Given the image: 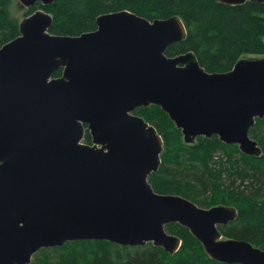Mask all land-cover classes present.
Returning <instances> with one entry per match:
<instances>
[{
    "label": "water",
    "instance_id": "1",
    "mask_svg": "<svg viewBox=\"0 0 264 264\" xmlns=\"http://www.w3.org/2000/svg\"><path fill=\"white\" fill-rule=\"evenodd\" d=\"M52 24L37 9L0 49V264H33L40 250L76 241L152 243L175 255L182 240L166 231L170 224L186 227L213 260L264 264L263 249L223 239L219 226L237 219L235 207L206 209L154 191L148 179L164 141L134 114L158 106L186 144L216 136L261 156L249 134L264 118V56L226 73H208L191 52L170 57L168 47L187 36L177 16L105 14L80 36L54 35ZM86 130L91 145L82 142Z\"/></svg>",
    "mask_w": 264,
    "mask_h": 264
},
{
    "label": "trees",
    "instance_id": "2",
    "mask_svg": "<svg viewBox=\"0 0 264 264\" xmlns=\"http://www.w3.org/2000/svg\"><path fill=\"white\" fill-rule=\"evenodd\" d=\"M11 3L12 0H0V49L20 35L19 24L9 12ZM37 9L52 16L50 33L60 36L93 32L98 17L120 11L149 21L177 16L183 21L187 36L170 45L167 55L191 52L209 73L231 71L243 55H264V4L258 2L228 6L217 0H55L46 6L38 2L26 17ZM62 73L59 69L53 77L59 78ZM135 114L153 125L164 141L161 166L149 177L155 192L181 195L197 202V195H192L197 190L193 184H199L204 193L214 191L210 202L198 204L205 208L224 204L238 211L235 221L220 226L222 235L264 249V118L255 124L262 125L260 136L253 135L262 155L253 157L216 136L199 137L194 144H185L181 131L158 106L140 108ZM83 142H92L88 130ZM228 179L231 182L226 185ZM166 229L182 240L175 255L152 243L125 247L108 241H76L40 250L33 264H225L210 258L186 227L170 224Z\"/></svg>",
    "mask_w": 264,
    "mask_h": 264
},
{
    "label": "rangeland",
    "instance_id": "3",
    "mask_svg": "<svg viewBox=\"0 0 264 264\" xmlns=\"http://www.w3.org/2000/svg\"><path fill=\"white\" fill-rule=\"evenodd\" d=\"M29 9L30 8H28V7H26L20 0H12V3H11V6L9 7V12H10V14H11V16L18 22V24H20V22H22L25 18H26V15H27V13H28V11H29ZM264 55H260V56H258V55H243L242 57H241V59H257V58H261V57H263ZM135 113H137V111L135 112ZM134 113V114H135ZM257 120L258 119H256V122H257ZM262 125H259V124H257V127H256V125H255V130H254V132L253 133H251V135H252V138L253 139H255V137H259L260 135H259V131L261 130V127ZM176 127V126H175ZM176 129H178V128H176ZM179 130V129H178ZM181 131V130H180ZM181 135H182V139H183V142H184V135H183V133L181 132ZM255 137H254V136ZM197 140V139H196ZM195 140V141H196ZM255 140H257V139H255ZM258 141V140H257ZM185 143V142H184ZM195 143V142H194ZM193 143V144H194ZM186 144V143H185ZM189 145V144H188ZM190 145H192V144H190ZM236 146H238V145H236ZM238 148H239V146H238ZM240 149V148H239ZM164 151H165V147H164V150L162 151L163 153H164ZM163 153L161 154V163H162V155H163ZM161 166V165H160ZM186 172V174L188 173L187 171H185ZM184 174V173H183ZM227 177H228V175H225L224 176V178H225V180L227 179ZM230 182H231V180H227V183H226V185H228V184H230ZM194 186H195V188L197 189V190H195V192H192V195H197V202L196 201H192V202H194L195 204H197L199 207H203V205H200V204H198L199 202H205L206 200H209V202L211 201V199H212V195L211 194H214V191H212L211 190V192L210 191H208L207 193H204L203 191H202V188H201V186L199 185V184H193ZM181 196V195H180ZM218 205H220V204H212V206H210V207H214V206H218ZM224 205V204H223ZM203 208H205V207H203ZM206 208H209V207H206ZM168 226V225H167ZM166 226V227H167ZM166 229V228H165ZM166 231H167V229H166ZM223 239H226L224 236H223ZM134 247H137V246H134ZM40 252V251H39ZM36 255V254H35ZM35 255H34V257H35ZM34 257H33V261H32V263L34 262Z\"/></svg>",
    "mask_w": 264,
    "mask_h": 264
},
{
    "label": "bare ground",
    "instance_id": "4",
    "mask_svg": "<svg viewBox=\"0 0 264 264\" xmlns=\"http://www.w3.org/2000/svg\"><path fill=\"white\" fill-rule=\"evenodd\" d=\"M209 73V72H208ZM256 124V123H255ZM255 126V125H254ZM253 126V127H254ZM250 132H251V130H250ZM250 135V134H249ZM250 137H251V135H250ZM220 139V138H219ZM251 139H253L252 137H251ZM253 140H255V139H253ZM255 141H257V140H255ZM258 142V141H257ZM259 143V142H258ZM229 145V144H228ZM236 145V144H235ZM260 146V145H259ZM261 148V147H260ZM163 150H164V148H163ZM242 152V151H241ZM163 153V152H162ZM243 153V152H242ZM244 154V153H243ZM160 168V167H159ZM157 172V171H156ZM154 173V172H153ZM148 181H149V179H148ZM155 191V190H154ZM157 193V192H156ZM159 194V193H158ZM163 195V194H162ZM169 195H174V194H169ZM177 196H180V195H177ZM203 208V207H202ZM206 209H209V208H206ZM222 226H225V225H222ZM219 229H220V226H219ZM236 240V239H235ZM242 241H245V240H242ZM246 242H248V241H246ZM202 243V242H201ZM250 243V242H249ZM252 244V243H251ZM202 245H203V247H204V249H205V251H207L206 250V247H205V245L202 243ZM253 245V244H252ZM254 246V245H253ZM261 249V248H260ZM264 250V249H263ZM207 253V252H206ZM210 256V255H209ZM210 258H211V256H210Z\"/></svg>",
    "mask_w": 264,
    "mask_h": 264
}]
</instances>
